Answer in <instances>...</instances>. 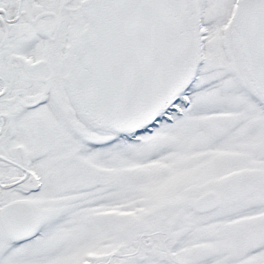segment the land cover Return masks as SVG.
Listing matches in <instances>:
<instances>
[{
	"label": "snow or ice",
	"instance_id": "1",
	"mask_svg": "<svg viewBox=\"0 0 264 264\" xmlns=\"http://www.w3.org/2000/svg\"><path fill=\"white\" fill-rule=\"evenodd\" d=\"M0 264H264V0H0Z\"/></svg>",
	"mask_w": 264,
	"mask_h": 264
}]
</instances>
